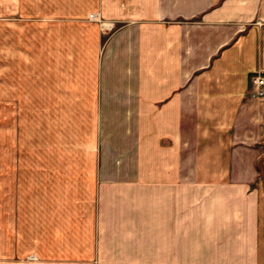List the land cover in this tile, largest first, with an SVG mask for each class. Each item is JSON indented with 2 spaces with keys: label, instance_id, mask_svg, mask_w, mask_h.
<instances>
[{
  "label": "crops",
  "instance_id": "0c3cea01",
  "mask_svg": "<svg viewBox=\"0 0 264 264\" xmlns=\"http://www.w3.org/2000/svg\"><path fill=\"white\" fill-rule=\"evenodd\" d=\"M263 69L264 0H0V264H264Z\"/></svg>",
  "mask_w": 264,
  "mask_h": 264
},
{
  "label": "rangeland",
  "instance_id": "374dc122",
  "mask_svg": "<svg viewBox=\"0 0 264 264\" xmlns=\"http://www.w3.org/2000/svg\"><path fill=\"white\" fill-rule=\"evenodd\" d=\"M95 18H94V16ZM93 16V17H92ZM90 20L97 21L104 25L102 19L97 13L90 15ZM107 27V26H105ZM25 113L4 114L2 110V99L0 95V249H1V220L2 214L10 211L11 200L9 198V209L2 204L7 193L3 195V183L7 185L6 176L7 167L9 171L10 184L11 180L16 183V177H12L16 171V165H20L21 176H19L22 194L26 203V216L31 211L32 203V171H33V126L35 117L32 112L31 98H26ZM263 180H264V176ZM10 196V193H9Z\"/></svg>",
  "mask_w": 264,
  "mask_h": 264
},
{
  "label": "built area",
  "instance_id": "2783aa9c",
  "mask_svg": "<svg viewBox=\"0 0 264 264\" xmlns=\"http://www.w3.org/2000/svg\"><path fill=\"white\" fill-rule=\"evenodd\" d=\"M251 84H252V87L256 90L258 96L263 97L264 96V69L259 70L258 72L254 73V75H252Z\"/></svg>",
  "mask_w": 264,
  "mask_h": 264
},
{
  "label": "trees",
  "instance_id": "16d2710c",
  "mask_svg": "<svg viewBox=\"0 0 264 264\" xmlns=\"http://www.w3.org/2000/svg\"><path fill=\"white\" fill-rule=\"evenodd\" d=\"M263 164H264V159H262L258 162V168H259L262 176H264V165Z\"/></svg>",
  "mask_w": 264,
  "mask_h": 264
},
{
  "label": "bare ground",
  "instance_id": "6f19581e",
  "mask_svg": "<svg viewBox=\"0 0 264 264\" xmlns=\"http://www.w3.org/2000/svg\"><path fill=\"white\" fill-rule=\"evenodd\" d=\"M93 17V16H92Z\"/></svg>",
  "mask_w": 264,
  "mask_h": 264
}]
</instances>
